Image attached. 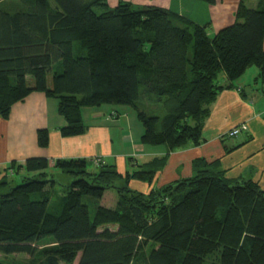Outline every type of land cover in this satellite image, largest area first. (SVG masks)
<instances>
[{"label":"trees","instance_id":"1","mask_svg":"<svg viewBox=\"0 0 264 264\" xmlns=\"http://www.w3.org/2000/svg\"><path fill=\"white\" fill-rule=\"evenodd\" d=\"M235 17L210 36L207 24L155 6L0 0V120L40 92L57 101L60 136L70 138L86 132L83 108L130 107L140 143L167 149L124 174L80 158L0 167V255L44 257L30 264H72L79 253L77 264H203L209 256L213 264H264V191L256 182L229 181L218 161L200 159L189 178L147 193L129 187L151 184L170 152L198 146L209 105L249 67L264 94V0L253 9L241 1ZM220 74L229 84L219 85ZM36 136L46 148L48 130ZM52 168L73 181L60 190ZM15 175L20 182L10 186ZM108 190L116 193L110 209L100 205Z\"/></svg>","mask_w":264,"mask_h":264},{"label":"crops","instance_id":"2","mask_svg":"<svg viewBox=\"0 0 264 264\" xmlns=\"http://www.w3.org/2000/svg\"><path fill=\"white\" fill-rule=\"evenodd\" d=\"M248 8H256L258 0H113L112 5L127 2L133 6H155L170 10L198 25H208L213 36L220 29L232 25L240 2ZM264 50V41H263ZM249 75V76H248ZM219 85L229 84L224 74L219 75ZM258 80V69L249 67L232 88L220 91L209 105V116L202 129V141L198 146L186 147L169 153L166 164L151 184L132 180L129 187L147 193L169 183L194 175V160L206 163L219 162V169L229 181L251 180L264 191V94ZM81 116L84 135L62 138L59 128L65 125L57 112V101L43 93L33 92L22 102L15 103L7 120H0V167L15 161L22 164L27 158L85 159L91 168L114 165L120 174L135 170L155 158L163 157L164 146H146L140 143L142 127L130 110L123 106L83 108ZM136 120V122H135ZM245 124L247 130L235 137L225 136L232 128ZM47 129L49 141L46 148L37 144L36 132ZM52 173L56 170L51 169ZM106 193V192H105ZM113 208L116 198L109 205ZM115 229L114 227L110 228ZM80 253L74 264L78 263Z\"/></svg>","mask_w":264,"mask_h":264},{"label":"rangeland","instance_id":"3","mask_svg":"<svg viewBox=\"0 0 264 264\" xmlns=\"http://www.w3.org/2000/svg\"><path fill=\"white\" fill-rule=\"evenodd\" d=\"M111 1H113V0H106V3L109 6H111L112 5V2ZM94 11H95L96 14H99L102 10H100V8H94ZM252 69H254V67H252ZM51 78H52V74L50 73L49 76H48V81H51ZM217 82H219V80ZM106 106L107 105H103L102 108H105ZM126 108L128 110H130L131 116H133V117L136 118V114H135L134 110L131 109L130 107H126ZM135 122H136V120H135ZM138 125L141 127V125H140L139 122H138ZM52 174H53V179L58 184L57 187L60 190L61 189H64V188L59 187V185L66 187L67 185H69L73 181V177L71 175L62 173V172H60L58 170H56L55 173H52ZM19 182L20 181H19V176L18 175L9 176V183H10L9 185L10 186L17 185V184H19ZM5 191H7V188L6 189H3L1 192L4 193ZM113 198H116L115 191H113V190L106 191L105 197H104V201H102V204L104 206L105 205L108 206L109 203H110V200H112ZM43 245L45 247H49L50 246L48 242L46 244L44 243ZM213 259H214L213 256H209V257H207L204 260L203 264H213V262H214ZM32 260L34 262H35V260L36 261H43L44 260V257L41 258V256H37L36 255L35 258H34L32 256H28V255H25V254H17V255H12V256H9V257H5V256L0 255V261L3 264H30L32 262ZM58 264H64V263L60 262ZM72 264H74V262Z\"/></svg>","mask_w":264,"mask_h":264},{"label":"built area","instance_id":"4","mask_svg":"<svg viewBox=\"0 0 264 264\" xmlns=\"http://www.w3.org/2000/svg\"><path fill=\"white\" fill-rule=\"evenodd\" d=\"M247 128L245 126V124H240L234 128H232L230 131L227 132V134H225L226 137L231 138V137H235L237 136L239 133H241L242 131H246ZM93 163L95 166H97L99 164V159L95 158L93 159ZM50 166H53V162H49Z\"/></svg>","mask_w":264,"mask_h":264}]
</instances>
